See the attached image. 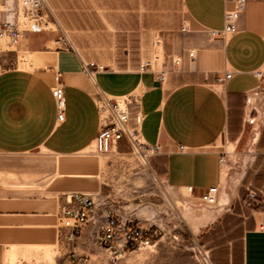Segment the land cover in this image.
Returning <instances> with one entry per match:
<instances>
[{
  "label": "crops",
  "instance_id": "crops-1",
  "mask_svg": "<svg viewBox=\"0 0 264 264\" xmlns=\"http://www.w3.org/2000/svg\"><path fill=\"white\" fill-rule=\"evenodd\" d=\"M50 3L76 51L58 43L56 27L26 30L16 67L0 72V264H74L72 252L88 255L91 264H107V252L97 245L105 209L163 231L153 247L131 251L117 264H199L180 242L178 219L170 235L164 231L162 203L110 199L114 190L104 181L107 160L99 158L95 146L100 130L96 93L138 95L131 124L136 126L142 114V140L161 149L152 159L155 175L172 209L184 206L189 238L202 242L233 203L223 191L227 159L221 142L236 130L247 97L262 94L261 113L254 117L264 122V76H256L264 71V0L248 1L239 32L227 38L211 35L223 29L225 9L233 7L225 0ZM21 59L23 65L30 62L29 68L20 67ZM83 62L104 70L91 79ZM147 62L154 69L143 70ZM162 70L168 72L164 82L158 80ZM229 72L233 77L220 82ZM58 73L67 98L62 122L52 94ZM217 186L219 204L203 202L201 196ZM73 193L95 195L96 205L82 235L68 243L58 217ZM240 264H264V214L242 237Z\"/></svg>",
  "mask_w": 264,
  "mask_h": 264
},
{
  "label": "built area",
  "instance_id": "built-area-1",
  "mask_svg": "<svg viewBox=\"0 0 264 264\" xmlns=\"http://www.w3.org/2000/svg\"><path fill=\"white\" fill-rule=\"evenodd\" d=\"M248 1L250 0H225L227 6L233 7L225 9L223 29L211 30V35L227 38L237 34L239 22ZM54 27L60 32L58 43L76 51L70 35L58 22L50 0H0V40L8 41L11 46L17 47L21 44L26 30L41 32ZM186 30L185 27L184 31ZM194 54L195 51L191 50L192 59ZM148 67L154 69L149 62L142 65L143 70ZM83 70L91 79H94L98 71L104 70V66L95 62H83ZM167 75V71H160L158 80L164 82ZM256 76L262 78L264 71L257 72ZM232 77L233 73L229 72L224 78H219V81L224 82ZM56 78L57 84L53 87L52 94L58 110V121L62 122L66 117L67 98L65 86L61 82V74L58 73ZM254 101L253 97L246 98L247 117L245 119L248 122L256 121L252 116ZM138 103V95L116 98L102 91L96 93V104L100 114V130L95 139L98 155L116 152L122 142L131 146L144 161L160 153L161 149L158 145L149 146L142 140V114H137L136 126L131 124L132 105ZM181 148L184 149V147ZM188 190L192 192L193 188L190 187ZM219 194L220 187H212L201 196V200L210 205H217ZM251 197L253 200L256 195L251 194ZM68 198L70 206L64 208L59 214V228L63 230L64 240L73 243L82 235L84 227L90 221L91 213L96 205V197L93 194L73 193ZM102 214L106 223L98 232L97 245L107 252V264H117L131 251L153 247L162 237V229L152 223L145 224L141 220L126 217L115 209H105ZM190 250L199 264H214L210 251L199 238L190 239ZM70 258L74 264H91L88 255L72 252Z\"/></svg>",
  "mask_w": 264,
  "mask_h": 264
},
{
  "label": "rangeland",
  "instance_id": "rangeland-1",
  "mask_svg": "<svg viewBox=\"0 0 264 264\" xmlns=\"http://www.w3.org/2000/svg\"><path fill=\"white\" fill-rule=\"evenodd\" d=\"M53 10L60 23L57 11L54 8ZM61 27L71 37L70 32L62 25ZM17 47L11 46L6 40H0V72L16 67ZM23 63L21 59L20 67L29 68L30 62L24 65ZM253 97L256 98L252 106L254 117L256 113H261L262 94ZM246 117L244 107L240 111L236 130L229 131L221 142V149L227 159V176L225 175L223 191L233 197V203L223 211L225 212L223 217L202 240L210 251L214 264H240L242 237L251 227L254 218L264 214V122H248ZM121 146L116 152L109 154L113 156L104 158L97 154L100 159L107 160L104 181L106 186L114 190L110 199L113 200L116 196V198H122L135 205L154 201L162 203L163 216L161 219L165 220L167 225L164 231L169 232L170 235V231L173 232L172 228H176L175 222L178 219L179 228L176 230L183 236L180 242H183L189 251L191 233L182 221L184 206L179 203L178 211L176 207L173 210L174 203L166 194L163 181L155 175L153 157L144 161L127 143L123 142ZM161 166L163 169L164 165ZM251 194L256 195L255 199H251ZM171 211L175 213L172 221L170 220ZM189 252L192 253L191 250ZM192 255L194 256L193 253Z\"/></svg>",
  "mask_w": 264,
  "mask_h": 264
},
{
  "label": "trees",
  "instance_id": "trees-1",
  "mask_svg": "<svg viewBox=\"0 0 264 264\" xmlns=\"http://www.w3.org/2000/svg\"><path fill=\"white\" fill-rule=\"evenodd\" d=\"M238 114H240V112L238 113ZM121 146V145H120ZM122 147V146H121ZM122 149V148H121Z\"/></svg>",
  "mask_w": 264,
  "mask_h": 264
}]
</instances>
